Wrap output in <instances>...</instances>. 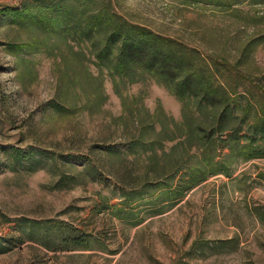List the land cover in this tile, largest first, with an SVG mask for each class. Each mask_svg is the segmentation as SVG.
I'll return each instance as SVG.
<instances>
[{"label":"rangeland","instance_id":"obj_1","mask_svg":"<svg viewBox=\"0 0 264 264\" xmlns=\"http://www.w3.org/2000/svg\"><path fill=\"white\" fill-rule=\"evenodd\" d=\"M103 3L195 69L264 82V0H0V264H264L245 98L218 123L140 63L100 67L107 28L83 32ZM53 5L69 25L31 17Z\"/></svg>","mask_w":264,"mask_h":264},{"label":"trees","instance_id":"obj_2","mask_svg":"<svg viewBox=\"0 0 264 264\" xmlns=\"http://www.w3.org/2000/svg\"><path fill=\"white\" fill-rule=\"evenodd\" d=\"M64 4L62 1L59 3ZM56 5L39 12H33L31 17L55 27L57 24L69 25L64 12H56ZM60 9V8H59ZM17 13H19L17 11ZM84 14V12H81ZM36 15V16H34ZM72 15H74L72 13ZM72 25L67 32L74 31L81 26L77 19L70 20ZM86 37L93 36L95 30L105 27V35L102 38L103 49L97 54L101 62L109 61L110 55L115 54L114 64L103 63L99 66L114 68L117 71H128L132 65L140 63L144 68L154 71L157 75L164 76L165 80H172L173 91L179 98L192 95L203 106L209 107L217 113V122L230 116L242 97L245 98L244 106L248 108L247 115L241 122L250 120L247 129L248 134H243L245 148H250L252 156L259 155V141H264V82L254 80L252 77H239L232 74L233 67L230 64L210 66L205 60L198 59L200 67L195 69L187 58V54L177 45H172V40L154 35L145 31L142 27L127 24L118 18L111 10L109 4L103 3L98 11L86 20ZM219 74V75H218ZM175 81V79H179ZM254 115H251V112ZM252 122H251V119ZM226 125H218L216 131L224 130ZM239 128L229 136L228 140L239 141ZM251 145V146H250ZM259 145V144H258ZM250 146V147H249Z\"/></svg>","mask_w":264,"mask_h":264}]
</instances>
